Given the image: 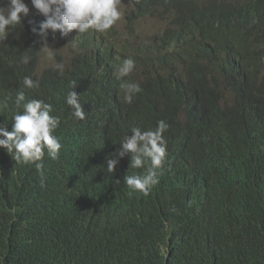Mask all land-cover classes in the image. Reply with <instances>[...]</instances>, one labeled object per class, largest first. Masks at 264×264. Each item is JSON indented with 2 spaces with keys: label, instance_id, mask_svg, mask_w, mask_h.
Instances as JSON below:
<instances>
[{
  "label": "trees",
  "instance_id": "16d2710c",
  "mask_svg": "<svg viewBox=\"0 0 264 264\" xmlns=\"http://www.w3.org/2000/svg\"><path fill=\"white\" fill-rule=\"evenodd\" d=\"M23 2L29 15L0 41V123L11 131L24 91L53 106L62 148L39 171L0 148V264H264V0H122L123 33L119 21L106 33L49 31V48L68 49L41 69L30 21L44 17ZM144 19L163 27L138 34ZM125 58L135 68L123 79L142 89L131 104L113 75ZM26 76L39 86L24 88ZM74 84L86 120L65 103ZM160 120L168 155L149 196L124 187L130 156L93 182L84 147L100 176L130 129Z\"/></svg>",
  "mask_w": 264,
  "mask_h": 264
},
{
  "label": "clouds",
  "instance_id": "9594fccd",
  "mask_svg": "<svg viewBox=\"0 0 264 264\" xmlns=\"http://www.w3.org/2000/svg\"><path fill=\"white\" fill-rule=\"evenodd\" d=\"M121 3L122 0H31L34 9L44 17L38 24L30 21L31 31L39 37L35 43L42 45L40 51L50 50L49 31L53 37H57L58 32L61 36H67L73 30L78 34L89 31L106 33L118 21L119 24L124 23V20H121L122 8L127 7V4L120 7ZM0 5H6L0 6V41H4L11 28L19 25L22 17H27L30 10L23 0H0ZM162 27L160 23V29ZM29 60L28 55H23L20 63L26 65ZM41 68L43 67L39 65V69ZM134 68L135 61L125 58L113 73L116 80L123 81L119 87L123 92V101L127 104H131L142 91L137 82L123 79L128 77ZM55 69L63 74L64 65L57 63ZM23 85L26 89L39 86L30 76L23 79ZM75 86L74 84L73 90L67 94L65 103L72 110L75 119L84 120L86 112L80 103V96L74 91ZM15 105L17 109L22 107V111L13 113L11 131L7 130L6 123H0V148L5 149L15 162L35 164L39 171L43 167L40 162L45 151L53 160L59 156L62 145L56 136L60 117L51 114L53 106L50 103L36 98L26 101L24 91L16 93ZM8 107L7 100L0 101V109ZM167 128L168 125L163 120L157 122L155 130L142 131L139 127H133L131 135H125L118 143V150L106 158V166L100 176H97L89 162L85 147L81 160L88 167V174L93 182L105 185L106 173L113 174L120 160L130 156V163L123 170L124 187L137 196L147 197L159 183L166 162L167 142L163 134Z\"/></svg>",
  "mask_w": 264,
  "mask_h": 264
},
{
  "label": "rangeland",
  "instance_id": "374dc122",
  "mask_svg": "<svg viewBox=\"0 0 264 264\" xmlns=\"http://www.w3.org/2000/svg\"><path fill=\"white\" fill-rule=\"evenodd\" d=\"M0 6H4V5H0ZM126 9V6L123 7V9ZM121 24V23H120ZM117 28L118 33H123L124 32V23L122 22V24ZM160 28V23L156 22V21H152V20H142L140 21V23H138V25L136 26V32L138 33H144V34H149L152 33L156 30H158ZM66 44L68 43H58L56 44L54 47H50V50L48 51H43L40 55V67H44V66H48L53 58L52 53L54 52H59L62 49H68V47H65Z\"/></svg>",
  "mask_w": 264,
  "mask_h": 264
},
{
  "label": "bare ground",
  "instance_id": "6f19581e",
  "mask_svg": "<svg viewBox=\"0 0 264 264\" xmlns=\"http://www.w3.org/2000/svg\"><path fill=\"white\" fill-rule=\"evenodd\" d=\"M189 7H190V6H189ZM191 7H192V6H191ZM193 7H194V6H193ZM125 21H126V19H125ZM117 24H118V23H117ZM117 24H116V25H117ZM121 24H122V23H121ZM121 24H120V25H121ZM113 27H114V26H113ZM118 27H119V26H118ZM109 31H110V30H109ZM126 31H127V30H126ZM129 31H130V30H129ZM109 33H111V32H109ZM114 33H115V32H114ZM130 33H131V32H130ZM125 34H126V33H125ZM105 36H106V34H105ZM106 37H107V36H106ZM107 38H108V37H107ZM81 100H82V99H81ZM83 100H84V99H83ZM82 102H83V101H82ZM82 102H81V103H82ZM83 103L85 104V103H87V102H83ZM84 104H83V105H84ZM244 106H245V105H244ZM242 107H243V105H242ZM84 108H85V106H84ZM86 108H87V107H86ZM89 109H91V108L89 107ZM239 109L241 110V108H239ZM244 109H245V108H244ZM84 111H85V109H84ZM238 111H239V110H238ZM236 112H237V111H236ZM236 112H235V113H236ZM240 112H241V111H240ZM240 112H239L238 114H240ZM88 113H90V112H88ZM242 113H243V111H242ZM236 114H237V113H236ZM234 115H235V114H234ZM234 115H231V116L234 117ZM241 115H242V114H241ZM88 116H89V114H88ZM86 117H87V116H86ZM233 117H232V118H233ZM237 117H238V115H237ZM87 118H88V117H87ZM224 118H226V117H224ZM239 119H240V120H238V119H237V120L241 122V119H242V118H239ZM243 119H244V118H243ZM243 119H242V121H243ZM85 120H86V119H85ZM140 121H141V120L139 119V123H140ZM244 121H245V120H244ZM240 122H239V123H240ZM113 123H114V122H113ZM136 123H137V122H136ZM149 123H150V122H149ZM153 123H154V122H153ZM226 123H227V122H226ZM226 123H225V124H226ZM234 123H235V122H234ZM223 124H224V123H223ZM242 124H244V123H242ZM245 124H246V123H245ZM113 125H114V124H113ZM133 126H134V125L132 124V126H130V127H133ZM154 126H155V125H154ZM225 126H227V125H225ZM195 127H196V126H195ZM197 128H198V126H197ZM153 129H155V127H154ZM225 129H227V128H225ZM232 129H233V127H232ZM123 130H126V129L124 128ZM123 130H122V132H126V131H123ZM127 130H128V126H127ZM228 130H229V128H228ZM57 131H58V130H57ZM196 131H197V129H196ZM199 131H200V130H199ZM219 131H220V130H219ZM221 131H222V129H221ZM230 131H231V130H230ZM94 132H95V131H94ZM94 132H91V134L94 133ZM118 132H119V134H120L121 129H120V131H118ZM118 132H117V133H118ZM122 132H121V134H123ZM127 132H129V131H127ZM130 132H131V129H130ZM130 132H129V133H130ZM225 132H226V131H225ZM114 133H115V132H114ZM117 133H116V134H117ZM192 133H193V131H192ZM194 133H197V132L194 131ZM245 133H246V132H245ZM91 134H90V135H91ZM112 134H113V133H112ZM127 134H128V133H127ZM221 134H222V132H221ZM117 135H118V134H117ZM130 135H131V133H130ZM181 135H183V134H181ZM187 135H188V134H187ZM187 135H186V136H187ZM190 135H191V134H190ZM219 135H220V134H219ZM237 135H238V133H237ZM239 135H240V134H239ZM88 136H89V135H88ZM113 136H115V134H114ZM121 136H122V135H121ZM121 136H119V137H121ZM186 136L184 135L183 138H185ZM221 136H222V135H221ZM225 136H226V133H225ZM110 137H111V136H110ZM117 137H118V136H117ZM186 138H187V137H186ZM224 138H225V137H224ZM224 138H223V139H224ZM105 139H106V138H105ZM180 140H181V139H180ZM180 140H179V141H180ZM182 140H184V139H182ZM220 140H221V139H220ZM184 141H185V140H184ZM192 141H193V140H192ZM182 142H183V141H182ZM179 143H180V142H179ZM169 144H170V143H169ZM169 144H168V145H169ZM180 144H181V143H180ZM189 144H190V143H188V145H189ZM225 144H227V143H223V145H225ZM180 146H181V145H180ZM180 146H179V147H180ZM190 147H191V146H190ZM186 148H187V147H186ZM223 148H224V147H223ZM225 148H226V147H225ZM178 149H179V148H178ZM181 149H183V148H181ZM191 149H192V148H191ZM176 150H177V149H176ZM179 150H180V149H179ZM183 150H184V149H183ZM226 150H227V149H226ZM189 151H191V150H189ZM174 152H175V151H174ZM177 152H178V150H177ZM192 152H193V151H192ZM194 152H195V151H194ZM170 153H172V152H170ZM170 153H169V155H170ZM179 153H180V152H179ZM167 155H168V154H167ZM177 158H178V157H177ZM124 159H125V158H124ZM124 159H123V160H124ZM180 159H181V156H180ZM192 159H193V158H192ZM194 159H195V158H194ZM194 159H193V160H194ZM176 161H177V160H176ZM180 161H181V160H180ZM171 163H172V162H171ZM202 164H203V163H202ZM166 165H167V164H166ZM173 165H174V164H173ZM178 166H179V165H178ZM170 168H171V167H170ZM34 169H35V168H34ZM34 169H33V170H34ZM175 169H176V168H175ZM34 171H35V170H34ZM173 171H174V170H173ZM162 173H163V172H162ZM32 174H33V172H32ZM32 174H31V175H32ZM27 177H28V176H27ZM6 209H7V207H6ZM4 211H5V210H4ZM263 215H264V214H263ZM256 221H257V220H256ZM156 224H158V223H156ZM17 232H18V231H17ZM77 243H79V242H77Z\"/></svg>",
  "mask_w": 264,
  "mask_h": 264
}]
</instances>
